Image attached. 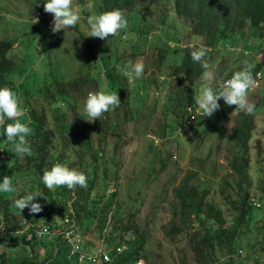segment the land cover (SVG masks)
<instances>
[{
  "label": "rangeland",
  "instance_id": "rangeland-1",
  "mask_svg": "<svg viewBox=\"0 0 264 264\" xmlns=\"http://www.w3.org/2000/svg\"><path fill=\"white\" fill-rule=\"evenodd\" d=\"M44 1L0 0V40L13 44L9 56L13 57L14 64L9 77L15 83L29 86L35 77L41 78L45 73L52 72L68 79L79 75L78 72L86 67L85 71L91 70L90 76L96 78V83L87 80L80 89H73L70 104L61 106L58 99L55 102L64 109L66 121L70 124L65 132L69 144H65L68 146L62 150L67 157L63 164L81 172L86 168L89 175L94 174L91 196L96 192L101 197L97 215L107 204L105 227L101 228L98 224V216L89 226L84 222L79 224L84 244L93 249L104 245L103 236L112 239L113 234L121 232L125 236H133L134 232L137 245L141 240L140 254L146 257L138 255V258L141 257L144 264H199L195 261L187 233H176L171 229L175 218L172 207L178 202L174 189L185 176L194 173L189 183L197 185L199 192H208L206 200L216 205L227 220L225 224L228 223L234 211L220 193V180L223 174L229 172V155L233 153V148H238L232 144V128L241 122L242 116L235 107L216 111L212 117L197 115L193 97L199 93L202 79L197 87L192 86L196 91L190 95L189 82L180 75H171V63L174 62L171 55L170 58H161L159 47L162 44L179 47L180 50L185 46H204L202 38L191 29L193 20H178L172 3L158 0L152 5L154 18L147 21L150 30L146 35L142 31L145 28H139L138 23L133 21L117 35L102 40L89 37L90 26L87 24L88 16L98 15L99 0H73V6L81 9V21L77 26L58 33L51 31L53 15L44 11ZM88 4L92 7H86ZM163 14L166 16L162 22ZM35 18H38V23L33 24ZM258 32L263 33L264 30ZM242 33L243 37L252 39L253 31L249 26H245ZM125 36L127 39H124ZM177 36L180 40L174 43L172 38ZM261 41L253 43L255 51L238 45L218 47L208 62L222 85L240 71L245 62L252 67L258 62L261 64V77L255 78L257 86L248 92V100L255 105V109L249 115L252 131L247 150L250 201L260 204L263 203L260 188L264 186V54L258 48ZM138 60L145 65L142 77L126 76V80L123 79L124 72L131 71L129 64ZM98 70L101 75H98ZM109 72L116 74L112 75L116 80H121V89L117 92L121 104L115 109L110 108L100 119L88 122L85 112L88 93L100 90L103 85L112 90L116 85L109 80V76L105 77ZM172 94L176 96L175 100H170ZM137 96L139 99H134ZM179 98L182 101H176ZM33 105L48 108L44 98ZM46 112L48 121L52 122L50 112ZM77 117H82L92 128L93 138L103 137L99 145L94 144L99 157L95 162L96 169L88 158V167L78 162L75 144L79 134L75 121ZM188 117V127L179 132L173 131ZM208 119L210 122L205 123ZM60 138L56 134L55 143L60 142ZM18 187L22 188L21 183ZM112 193L113 199H109ZM14 197L11 196V201H15ZM44 200L36 198L34 202L44 208ZM70 202L71 199L67 200L66 205L70 206ZM52 208H48L54 213L52 222L61 226L66 211L62 206L57 207L55 202ZM25 212L24 209L21 215ZM28 216L38 219L35 214ZM195 224L192 222L191 227H196ZM122 228H130L133 232H123ZM242 243L238 246L242 247L247 260L264 264V252L258 246ZM123 245L127 249V245ZM2 253H6L14 264H20L26 252L19 234H7L0 240V255ZM48 253L47 248L38 246L34 256H37V261H43ZM228 253H218L215 264L223 261Z\"/></svg>",
  "mask_w": 264,
  "mask_h": 264
},
{
  "label": "trees",
  "instance_id": "trees-1",
  "mask_svg": "<svg viewBox=\"0 0 264 264\" xmlns=\"http://www.w3.org/2000/svg\"><path fill=\"white\" fill-rule=\"evenodd\" d=\"M157 1L99 0L98 15L106 11L120 9L124 12L128 24L133 23V21L137 22L139 28H145L142 31H145L144 35H146L150 30L147 21H153L154 18L152 5ZM165 1L172 3V9L178 20H193L191 27L193 33L202 38L204 46L209 50L205 57L207 62L212 60L213 51L218 47L238 45L255 51L253 43L261 40H263L261 41L262 44L258 48L264 54V32H258L260 29L264 30V0ZM165 16L162 15V22ZM245 26H249L250 30L253 31L251 40L243 37L242 31ZM167 36L168 33L165 37ZM172 40L177 43L180 39L177 36L173 37ZM241 47L239 48L241 49ZM12 48L13 44L10 41L0 40V87L12 89L23 101V107L27 111L26 115L20 119L22 122H28L30 118L29 126L33 129V132L27 139L31 145L32 155L24 157L16 155L12 151V143L7 141L6 135H4V128L0 127V182H2L4 176H9L12 178L16 189L11 193H0V233L12 230L11 235H18L13 231L15 228L23 227V224H27V222L35 223L40 218H45L48 222L54 221V213L50 211L53 202L57 207L62 206L66 211L65 214L72 216L78 227L81 222L89 226L96 216H98V224L101 228L105 227L107 204L102 207L100 214L97 215L101 197L96 192L91 196V190L95 184L93 173L89 175L88 171L85 170L86 168L83 169V173L85 172L84 174L87 176V188L77 186L69 190L66 186H61L48 189L42 180L45 171L51 170L55 164H63L67 160L62 150L65 146H68L65 144H69L65 133L69 123L66 121L65 111L61 106L70 104L72 93L75 91L73 89H80L87 80L96 83V78L90 76L91 70L85 71L88 69L86 67L78 72L79 75L68 79H65L64 75L52 72L45 73V76L41 78L35 77L34 82H30L29 86L21 84V82L15 83L14 79L9 77L14 64L13 57L9 56ZM159 48L161 58L165 56L170 58L171 55V60L174 61L171 63V75H180L182 79L188 81L191 86L188 88L189 94L192 95L191 93L196 91L194 87L199 85L204 71L200 63L192 60L190 55L192 47L185 46L180 50L179 47L162 44ZM175 54L177 55L174 56ZM176 58H179V60L175 61ZM260 69L261 64L259 62L251 68L254 78H256L257 73L261 75ZM97 73L98 75L102 74L99 70ZM112 75L116 74L112 72L105 74V77L109 76L111 82H116L114 89L109 91L119 92L118 90L121 89L119 82L121 80H116ZM122 78L126 80L124 74ZM216 84L217 87L222 85L218 78ZM43 98L48 103L47 109L44 106L39 108L33 105L34 102L43 100ZM175 98L176 96L173 94L170 95V100H175ZM57 99L61 106L55 103ZM134 99H139V96L134 97ZM176 101H182V98L176 99ZM218 103L220 108L217 112L235 107L228 106L223 99H220ZM46 111L50 112L52 122L48 121ZM239 114L242 116L241 122L232 128V144L238 148L236 150L233 148V153L229 155V172L221 176L219 188L220 193L225 196V202L234 211V215L228 220V223L225 224L227 220L223 218L216 205L206 200L208 192H199L197 185L189 183L194 173L185 176L174 189L178 202L172 207V214L175 218L171 229L176 233L184 231L187 233L195 261L199 264L210 262L215 264L218 253L233 252L237 248H242L238 246L242 242L258 246L264 252V186L260 188L263 203L255 206L250 201L249 159L247 156L252 121L249 114L242 111H239ZM209 120L205 123H209ZM75 121L79 131L78 136L75 138L78 162H80L79 164L83 162L88 167V158L93 162L91 166L96 169L95 162L99 157L98 152L94 149V144L99 145L103 141V137L93 138L92 128L86 124L82 117H77ZM8 123H13V121L6 119L5 126ZM173 131H176V129L174 128ZM56 134L61 136L60 142L57 143L54 140ZM19 183H21L22 188L18 187ZM106 184L104 183V185ZM36 189L38 190L36 193L41 196L35 197L34 201L36 198L45 199V207L40 213L35 214L38 219L29 217L30 213H27V208L25 214L21 215V211L14 206L15 201L10 199L13 195H15V200L19 199L26 196V193ZM113 194L109 199H113ZM47 198L49 200H46ZM69 199H71L70 206H67L66 201ZM49 207L50 209H48ZM40 215L41 217H39ZM192 222L196 223L197 226L191 227L193 226ZM122 229L121 231L126 233L132 231L130 228ZM134 234L133 232V236H125L120 232L119 234H113V238L110 237L112 239H105L103 236L102 242L105 245H114V247L126 244L127 249L121 254L120 258L118 257V261L124 264H132L139 257L138 255H141L140 251L142 249L141 240L137 245V238ZM19 235L20 242L26 252L21 257L20 264H89L79 262L75 254L69 255L70 246L62 239L60 234L54 235L51 239L37 238L29 226L28 230L26 229ZM4 236L5 234H2L0 240ZM38 246L47 248V252H49L48 257L43 261H37V256H34ZM130 249L131 251H129ZM141 256L146 257L145 255ZM0 262L1 264H14V261L10 260L6 253L0 255ZM216 264L240 263L234 258L226 256L223 261Z\"/></svg>",
  "mask_w": 264,
  "mask_h": 264
},
{
  "label": "clouds",
  "instance_id": "clouds-1",
  "mask_svg": "<svg viewBox=\"0 0 264 264\" xmlns=\"http://www.w3.org/2000/svg\"><path fill=\"white\" fill-rule=\"evenodd\" d=\"M46 13L53 15V25L51 31L58 33L61 30L73 28L81 21V9L79 6H73V0H46L43 5ZM86 7L91 8L88 4ZM38 23L35 18L33 24ZM87 24L90 26L89 37L107 39L109 36L117 35L121 30L128 27V20L120 9L103 12L99 15H90L87 17ZM127 39V36L124 37ZM191 58L194 62L201 64L204 69L202 73L203 85L197 95L193 97L194 104L197 106L198 113L203 117H212L220 108L218 101L223 99L228 106H235L236 110L245 114H252L255 105L248 100V92L257 86V81L251 71L252 65H245L240 71L233 74L232 78L227 80L223 85L217 87L216 72L211 70L209 63L205 59L208 54V48L205 46H191ZM131 71H125L124 75L132 78H141L145 65L142 60H138L135 64H129ZM121 104L117 91H109L107 85L101 87L100 90L89 92L85 101V112L89 119L93 122L100 119L109 109H115ZM26 109L23 107V101L20 97L8 87H0V127L4 128V135L7 141L12 143V151L20 156H31V145L27 139L33 129L28 122H22L21 117L26 115ZM13 121L5 126V120ZM44 185L48 189L54 187L66 186L69 190L79 186L87 188V176L76 169L69 168L65 164L57 163L51 170L45 171L42 176ZM12 178L4 176L0 182V193L14 192ZM39 193L28 194L24 197L16 199L14 206L23 212L28 209L30 214H38L43 207L38 202H33L35 197H40ZM137 264H144L143 260H139Z\"/></svg>",
  "mask_w": 264,
  "mask_h": 264
},
{
  "label": "built area",
  "instance_id": "built-area-1",
  "mask_svg": "<svg viewBox=\"0 0 264 264\" xmlns=\"http://www.w3.org/2000/svg\"><path fill=\"white\" fill-rule=\"evenodd\" d=\"M256 77H260L259 73H257ZM227 80H225V82ZM196 112L197 115H200L198 111ZM189 124L190 118L188 117L178 125L176 129L177 132L185 129L189 126ZM252 204H254L255 206L259 205V203L254 200L252 201ZM61 223V226H57L55 223L48 222L45 218H42L41 222L38 224L27 222V224H23V227L15 228L13 231L15 234H21L23 231H26V229L28 230L30 226L35 237L37 238L51 239L54 235L60 234L62 235V239L65 240L70 246L69 255L75 254L79 262H87L89 264H124L118 261V257L120 258L121 254H123L126 250L123 244L116 245L115 247L114 245L104 244L97 246L94 249H88L84 244V239L81 235V231L79 230L72 216L66 214ZM11 231L12 230H6L4 232H1L0 236L2 234H10ZM226 256L232 257L237 262L242 264H257L251 260L246 259L245 255L242 252V248H237L235 251L229 252ZM139 260L143 259L141 257L137 258L133 261L132 264H137ZM208 264L213 263L210 262Z\"/></svg>",
  "mask_w": 264,
  "mask_h": 264
}]
</instances>
